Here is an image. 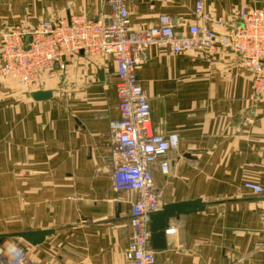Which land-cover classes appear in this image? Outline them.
Here are the masks:
<instances>
[{"label":"crops","instance_id":"crops-1","mask_svg":"<svg viewBox=\"0 0 264 264\" xmlns=\"http://www.w3.org/2000/svg\"><path fill=\"white\" fill-rule=\"evenodd\" d=\"M197 1L129 0L131 28L167 15L183 34L199 24ZM201 1L225 29L239 25L241 9H264V0ZM109 12L107 0H0V36L17 25ZM135 75L153 133L178 136L177 148L150 166L156 213L195 200L204 205L169 220L163 249L149 241L154 264H264V100L253 97L243 63L225 51L204 58L153 46ZM116 82L111 57L80 54L40 90L51 92L47 101H33L13 81L0 89V235L52 231L40 245L22 241L35 264H126L135 194L113 188ZM246 182L263 192L244 189Z\"/></svg>","mask_w":264,"mask_h":264},{"label":"built area","instance_id":"built-area-1","mask_svg":"<svg viewBox=\"0 0 264 264\" xmlns=\"http://www.w3.org/2000/svg\"><path fill=\"white\" fill-rule=\"evenodd\" d=\"M129 0H107V16L89 20L81 15L55 22L44 21L33 27L8 28L0 36V89L9 82L35 92L62 75L67 65L82 54L88 59H113L117 82L119 120L111 123L112 180L116 192H132L128 225L129 244L124 252L126 264H154L150 249V216L159 207V197L150 166L178 146L176 134H154L150 108L135 70L149 47H161L170 55L190 52L211 58L219 51L235 55L250 75L253 97L264 100V9H241L239 25L225 29L221 18L210 19L201 0L195 4L199 24L175 32L172 17L162 15L155 26L131 28ZM208 22L215 29L208 26ZM217 28H224L217 31ZM29 38L25 50V39ZM165 168L166 165H162ZM244 189L261 194L263 189L246 182ZM0 264H35L22 240L0 243Z\"/></svg>","mask_w":264,"mask_h":264},{"label":"water","instance_id":"water-1","mask_svg":"<svg viewBox=\"0 0 264 264\" xmlns=\"http://www.w3.org/2000/svg\"><path fill=\"white\" fill-rule=\"evenodd\" d=\"M29 38L25 39V50L28 49ZM31 99L35 102L47 101L51 99L49 91H35L31 93ZM204 209L201 201L195 200L174 205L162 207L161 211L150 216V240L154 250H160L165 247L164 233L168 228L170 219L177 218L181 215L201 212ZM52 234V231L25 232L10 235H0V243L14 239L23 240L30 246H37L43 243L44 239Z\"/></svg>","mask_w":264,"mask_h":264},{"label":"rangeland","instance_id":"rangeland-1","mask_svg":"<svg viewBox=\"0 0 264 264\" xmlns=\"http://www.w3.org/2000/svg\"><path fill=\"white\" fill-rule=\"evenodd\" d=\"M238 58V57H237ZM70 88L72 89V85H70ZM255 98V97H254ZM257 99V98H256ZM23 241V240H22Z\"/></svg>","mask_w":264,"mask_h":264}]
</instances>
